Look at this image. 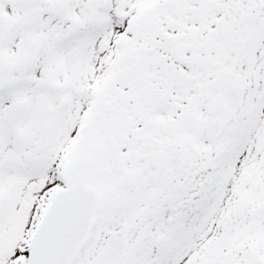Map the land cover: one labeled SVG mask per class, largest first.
I'll return each instance as SVG.
<instances>
[{"label":"snow or ice","instance_id":"obj_1","mask_svg":"<svg viewBox=\"0 0 264 264\" xmlns=\"http://www.w3.org/2000/svg\"><path fill=\"white\" fill-rule=\"evenodd\" d=\"M0 264H264V0H0Z\"/></svg>","mask_w":264,"mask_h":264}]
</instances>
